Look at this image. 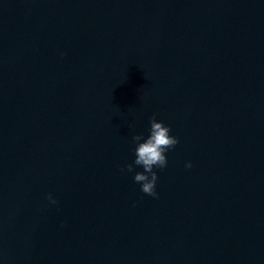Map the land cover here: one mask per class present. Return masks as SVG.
Returning a JSON list of instances; mask_svg holds the SVG:
<instances>
[{
	"label": "water",
	"instance_id": "obj_1",
	"mask_svg": "<svg viewBox=\"0 0 264 264\" xmlns=\"http://www.w3.org/2000/svg\"><path fill=\"white\" fill-rule=\"evenodd\" d=\"M0 264H264V0H0Z\"/></svg>",
	"mask_w": 264,
	"mask_h": 264
},
{
	"label": "clouds",
	"instance_id": "obj_2",
	"mask_svg": "<svg viewBox=\"0 0 264 264\" xmlns=\"http://www.w3.org/2000/svg\"><path fill=\"white\" fill-rule=\"evenodd\" d=\"M149 125L147 137H144L143 134L132 137L136 145L134 149L135 159L133 163L121 168V171L134 172L133 180L135 183L140 184L141 192L153 198H158L156 192L158 175L154 169L167 167L166 152L173 149L179 143V140L170 134L169 126L165 125L163 121H157L155 114L150 118ZM192 166L191 162L185 164V168L190 169ZM135 167H140L143 171L135 172ZM48 199L51 203H56L51 194H49Z\"/></svg>",
	"mask_w": 264,
	"mask_h": 264
}]
</instances>
